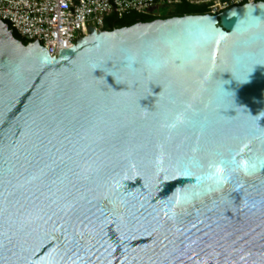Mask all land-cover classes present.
Instances as JSON below:
<instances>
[{
  "label": "water",
  "instance_id": "obj_1",
  "mask_svg": "<svg viewBox=\"0 0 264 264\" xmlns=\"http://www.w3.org/2000/svg\"><path fill=\"white\" fill-rule=\"evenodd\" d=\"M0 264H264V2L56 58L0 20Z\"/></svg>",
  "mask_w": 264,
  "mask_h": 264
},
{
  "label": "built area",
  "instance_id": "obj_2",
  "mask_svg": "<svg viewBox=\"0 0 264 264\" xmlns=\"http://www.w3.org/2000/svg\"><path fill=\"white\" fill-rule=\"evenodd\" d=\"M175 0H0V20L8 23L24 39H36L50 56L75 47L88 35L89 27L104 30L105 19L113 13L121 18L129 13L161 16ZM191 2L202 3L198 0ZM256 0H224L212 7V15Z\"/></svg>",
  "mask_w": 264,
  "mask_h": 264
},
{
  "label": "trees",
  "instance_id": "obj_3",
  "mask_svg": "<svg viewBox=\"0 0 264 264\" xmlns=\"http://www.w3.org/2000/svg\"><path fill=\"white\" fill-rule=\"evenodd\" d=\"M224 1V0H222ZM264 2V0H256V3ZM214 2H191L189 0H175L169 11H166L161 16L154 15H141L138 13H129L123 17H119L118 14L113 13L105 19V31H114L116 29L129 28L139 23H151L157 20H167L171 18H183L186 16H205L212 15V7ZM10 28L13 30L12 26ZM15 37L22 41L25 45L31 42L24 39L16 31H14Z\"/></svg>",
  "mask_w": 264,
  "mask_h": 264
},
{
  "label": "clouds",
  "instance_id": "obj_4",
  "mask_svg": "<svg viewBox=\"0 0 264 264\" xmlns=\"http://www.w3.org/2000/svg\"><path fill=\"white\" fill-rule=\"evenodd\" d=\"M256 164L253 160L250 159H240V160H233V168L234 170H238L245 175L251 174L255 170ZM198 183H212V184H219L222 180L213 173H209L204 175L203 177H197Z\"/></svg>",
  "mask_w": 264,
  "mask_h": 264
},
{
  "label": "rangeland",
  "instance_id": "obj_5",
  "mask_svg": "<svg viewBox=\"0 0 264 264\" xmlns=\"http://www.w3.org/2000/svg\"><path fill=\"white\" fill-rule=\"evenodd\" d=\"M198 1H200V2H214V4L217 6L218 4H220V2H221V0H198ZM214 5V6H215ZM160 12L162 13V14H164L165 12H166V10H160Z\"/></svg>",
  "mask_w": 264,
  "mask_h": 264
}]
</instances>
